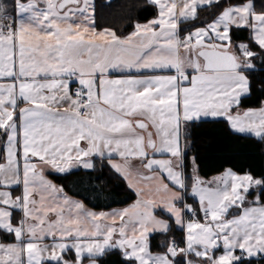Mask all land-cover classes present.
<instances>
[{"label":"snow or ice","instance_id":"obj_1","mask_svg":"<svg viewBox=\"0 0 264 264\" xmlns=\"http://www.w3.org/2000/svg\"><path fill=\"white\" fill-rule=\"evenodd\" d=\"M149 2L156 15L117 35L98 27L96 0H0V234L13 237L0 242V264H115L114 250L120 264L264 261V172L233 165L206 181L196 156L186 170L193 127L264 141V101L243 107L264 71L251 62L264 54V0ZM200 9H215L210 22L181 35L177 22ZM207 146L231 164L237 141ZM46 170L89 173L80 180L96 199L122 181L136 199L97 212ZM157 210L184 247L150 250L149 235L171 228Z\"/></svg>","mask_w":264,"mask_h":264},{"label":"trees","instance_id":"obj_2","mask_svg":"<svg viewBox=\"0 0 264 264\" xmlns=\"http://www.w3.org/2000/svg\"><path fill=\"white\" fill-rule=\"evenodd\" d=\"M226 0H221V4H225ZM97 6V24L98 27L113 28L117 35H126L133 28L132 24L135 22H145V19H151L156 15L155 7L148 0H96ZM215 9H200L198 18L195 21L182 22L184 26L181 33L191 30L194 26H202L208 23L211 19V12ZM204 18V19H203ZM203 19V20H202ZM191 24V28L188 24ZM249 32L247 30L239 33V39L234 35L233 39L239 43L241 40L247 42ZM252 51L260 53L258 46L253 45ZM264 54H258L251 61L257 68L264 67L261 64V58ZM253 81L251 96L244 103L243 107H258L261 101L264 100V71L256 72L250 77ZM192 135L188 137L192 141V147L188 151L187 171L191 172V158L198 157L197 163L199 164V175L201 177H209L213 174L223 171V168L232 167L233 165L242 166L245 172L251 171L253 175L259 176L264 172V141L254 136L239 134L232 136L230 132L226 131L224 124H202L199 127L192 128ZM227 136L229 140L237 141V146L234 153L230 157L232 163H224L222 156L215 152L213 149L208 148V143L213 144L220 142ZM223 165V166H221ZM238 170V169H237ZM107 174V169H105ZM99 173L93 172L92 176ZM89 173L83 170L72 171L69 175H50V178L59 185L65 186V191L75 198L81 199L84 203L95 210H105L117 206H123L134 200L135 195L132 194L122 181L113 180L107 184L104 189L103 196L96 199L95 193L90 187L86 188L84 183L81 182V177H86ZM99 185L100 181H92ZM190 188V187H189ZM79 193V195H77ZM87 197V199H85ZM104 197H107L105 199ZM188 203H192V198H186ZM115 201V202H114ZM171 228L168 233H155L149 238L151 251H163L165 248L161 247V242L170 241L172 238L182 239L183 233L174 227L173 222H170ZM1 238L5 242L13 241L11 236L1 234ZM120 253L113 251L109 256V260L120 264ZM253 264H264V261H253Z\"/></svg>","mask_w":264,"mask_h":264},{"label":"crops","instance_id":"obj_3","mask_svg":"<svg viewBox=\"0 0 264 264\" xmlns=\"http://www.w3.org/2000/svg\"><path fill=\"white\" fill-rule=\"evenodd\" d=\"M149 1V0H148ZM24 2H26V1H24ZM210 22V21H209ZM141 23H143V22H141ZM178 23V27L179 28H183L184 26L182 25V22H180V21H178L177 22ZM202 26H204V25H202ZM202 26H196V27H202ZM194 28L195 27H193L191 30H194ZM133 30V29H132ZM131 30V31H132ZM130 31V32H131ZM128 34V33H127ZM126 34V35H127ZM181 35H183L182 33H181ZM71 87L72 88H76L77 87V83H72L71 84ZM264 101V100H263ZM260 106H261V104H260ZM260 106H258V107H255V108H259ZM256 138H258V137H256ZM0 154H2V149H0ZM0 162H3V161H0ZM130 163H132L133 164V166L134 167H138L139 166V162L138 161H136V160H132V161H130ZM73 171H75V170H73ZM220 173V172H219ZM219 173H216V174H213V175H211V176H209L210 178H207V180L206 181H208L209 179H212V177H214L215 175H218ZM45 175L47 176V178L48 179H50V180H52L51 178H50V175H52V174H49V172H48V170H46L45 171ZM53 181V180H52ZM54 182V181H53ZM55 183V182H54ZM55 184H57V183H55ZM57 185H59V184H57ZM189 192H190V188H189ZM18 194H20V189L19 188H17L16 190H15V192H14V195H18ZM76 199H78V198H76ZM136 199V197L134 198V200ZM81 200V199H80ZM133 200V201H134ZM133 201H131L130 203H128V204H131ZM186 202H187V200H186ZM188 203V202H187ZM128 204H126V205H123V206H117V207H113V208H110V209H105V210H95V209H92V210H94V211H97V212H99V211H106V212H108V211H112L113 209H121V208H123V207H126ZM190 204V203H189ZM86 205V204H85ZM87 206V205H86ZM88 207V206H87ZM88 208H90V207H88ZM14 215H16L17 217L20 215V213H18V212H16V213H14ZM156 215H158L160 218H162V219H165V220H169V217L167 216V215H165V214H163V212H161V211H159V210H157V212H156ZM173 222V224H174V227L175 228H177L178 230H181L182 231V233H183V236H184V232H183V230L181 229V227L180 226H177L176 224H175V222H174V220H169V223L170 222ZM155 233H162V232H154V233H151L150 235H149V238H150V236L152 235V234H155ZM13 238V237H12ZM183 238V237H182ZM0 242H4V243H8V242H5V241H3L2 240V238H1V234H0ZM10 242H13V241H10ZM44 243H50L51 241L50 240H45V241H43ZM185 246V245H184ZM114 251H117V252H119L118 250H114ZM164 251V250H163ZM153 253H156V252H162V251H152ZM220 253L218 252L217 253V255H219ZM237 254H239V253H237ZM63 255L65 256V259H69V258H72L73 256H74V251L73 252H65V253H63ZM190 258H192V259H198V258H195L194 256H192V257H190Z\"/></svg>","mask_w":264,"mask_h":264},{"label":"built area","instance_id":"obj_4","mask_svg":"<svg viewBox=\"0 0 264 264\" xmlns=\"http://www.w3.org/2000/svg\"><path fill=\"white\" fill-rule=\"evenodd\" d=\"M172 239H176L177 242L179 243V246H180V247H184V244H183V243H180V241H181L183 238H182V239H180V238H172ZM172 239H171V240H172Z\"/></svg>","mask_w":264,"mask_h":264},{"label":"rangeland","instance_id":"obj_5","mask_svg":"<svg viewBox=\"0 0 264 264\" xmlns=\"http://www.w3.org/2000/svg\"><path fill=\"white\" fill-rule=\"evenodd\" d=\"M24 1H26V0H24ZM203 19H204V18H203ZM203 19H202V20H203ZM194 27H195V26H194ZM188 31H189V30H188ZM186 32H187V31H186ZM186 32H185L184 34H186ZM184 34H183V35H184ZM215 176H217V175H215ZM201 178L204 179V180H207V178H210V177H201ZM212 178H213V177H212ZM209 180H211V179H209ZM249 199H251V197H249Z\"/></svg>","mask_w":264,"mask_h":264}]
</instances>
